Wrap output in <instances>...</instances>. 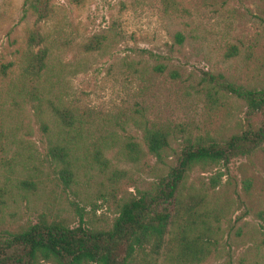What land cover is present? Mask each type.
<instances>
[{
  "label": "rangeland",
  "instance_id": "rangeland-1",
  "mask_svg": "<svg viewBox=\"0 0 264 264\" xmlns=\"http://www.w3.org/2000/svg\"><path fill=\"white\" fill-rule=\"evenodd\" d=\"M50 17L40 24L47 37L57 98L74 115L72 180L65 187L59 164L33 110L9 85L18 72L24 38L33 17L21 0H0V230L65 220L75 227L110 228L121 199L149 188L163 166L143 152L144 125L178 126L195 137L226 138L237 131L244 107L222 94L205 95L202 73L220 75L245 88H264V0H49ZM181 34L182 43L174 42ZM92 38L99 50L86 53ZM155 54L166 64L152 71ZM165 59H168L166 61ZM9 64L2 74V65ZM170 71L177 73L170 77ZM177 136L176 138H178ZM179 139L172 140L175 148ZM101 154L106 166L95 159ZM166 162H168L166 160ZM210 220L218 227V255L201 264L254 259L264 209V143L250 159L194 168L189 181L205 183Z\"/></svg>",
  "mask_w": 264,
  "mask_h": 264
},
{
  "label": "trees",
  "instance_id": "trees-1",
  "mask_svg": "<svg viewBox=\"0 0 264 264\" xmlns=\"http://www.w3.org/2000/svg\"><path fill=\"white\" fill-rule=\"evenodd\" d=\"M21 12L34 19L24 38L18 72L9 85L33 110L48 140V154L60 166L58 177L67 187L72 180L71 141L78 132L74 115L58 101L51 49L40 30V24L52 12L49 0H21ZM174 42L182 43L181 34L174 35ZM101 45L100 40L92 38L84 51H97ZM138 53L155 60L153 72H164L166 64L159 60L161 57L144 50ZM8 66L2 65V74ZM168 74L177 76L175 71ZM201 80L209 87L207 98H211L210 91L220 92L243 104L236 132L226 138H191L178 126L170 128L161 122L144 125L143 152L130 144L128 155L133 154V159L139 154L153 157L163 170L148 189L129 192L120 200L109 229L85 227L81 219L77 226L70 227L65 220L47 221L40 216L18 230H0V264H201L209 256L218 255V227L210 220L207 207L208 192L217 186L218 176L205 183L201 178L191 182L188 175L196 167L205 169L250 159L260 148L264 143V88H245L208 73H202ZM174 139L179 142L172 148ZM95 159L106 166L101 154L96 153ZM3 205L0 191V214ZM256 218L260 222L259 237L254 259L248 264H264V209ZM221 264H233L229 252H225Z\"/></svg>",
  "mask_w": 264,
  "mask_h": 264
}]
</instances>
